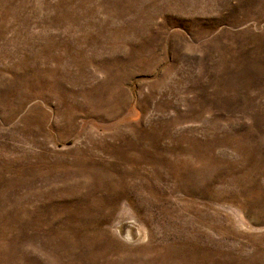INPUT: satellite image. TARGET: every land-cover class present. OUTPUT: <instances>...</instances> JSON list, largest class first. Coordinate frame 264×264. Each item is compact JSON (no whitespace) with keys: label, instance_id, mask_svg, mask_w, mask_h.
Segmentation results:
<instances>
[{"label":"rangeland","instance_id":"1","mask_svg":"<svg viewBox=\"0 0 264 264\" xmlns=\"http://www.w3.org/2000/svg\"><path fill=\"white\" fill-rule=\"evenodd\" d=\"M0 264H264V0H0Z\"/></svg>","mask_w":264,"mask_h":264}]
</instances>
